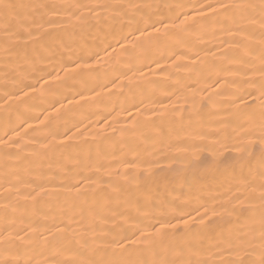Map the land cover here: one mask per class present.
<instances>
[{
  "label": "bare ground",
  "instance_id": "1",
  "mask_svg": "<svg viewBox=\"0 0 264 264\" xmlns=\"http://www.w3.org/2000/svg\"><path fill=\"white\" fill-rule=\"evenodd\" d=\"M192 2L0 0L153 5L119 17L112 8L82 7L71 15L75 9L58 7L60 31H49L36 51L29 44L8 54L0 9V141L7 142L0 144V237H27L37 253L47 241L44 256L62 245L72 249L57 259H98L111 249H93L103 248L107 233L130 231L133 221L127 217L136 216L138 206L140 215L159 220L160 227L176 223L170 216L179 205L185 220L199 216L191 220L192 227L180 225L168 237L179 243L191 240L183 259L208 264L260 259L259 189L244 188L243 178L261 167L264 142L256 134H242L252 126L250 114H258L252 97H244L249 106L242 110L241 101L232 103L249 73L236 41L220 31L228 23H209L206 30L199 22L186 31L170 29L159 41L146 27L163 20L155 25L163 30L181 11L177 5ZM17 11L23 15L30 9ZM52 15L48 11L45 19ZM8 19L15 26L14 14ZM49 27L42 25L43 30ZM134 29L144 35L133 50L132 42L141 35ZM258 39L253 37L252 44ZM48 71L51 77L36 82ZM4 247L0 239V255ZM141 247L133 244L125 255L136 258ZM22 251L33 254L32 249Z\"/></svg>",
  "mask_w": 264,
  "mask_h": 264
},
{
  "label": "snow or ice",
  "instance_id": "2",
  "mask_svg": "<svg viewBox=\"0 0 264 264\" xmlns=\"http://www.w3.org/2000/svg\"><path fill=\"white\" fill-rule=\"evenodd\" d=\"M75 9L71 12V15H75L82 7H87L91 11L93 8H112L118 9L116 17L128 16L130 13L135 15L143 12L146 8H152L150 4L140 3H128V4H114V5H66V6H49L46 4H33V5H16L12 3H0V9L5 14L4 24V45L3 51L8 54L14 47L32 45L33 50L36 51L38 46H44V38L48 35L49 31H60L61 25L56 23V17L59 13L56 9ZM181 9L179 13L172 18L170 24H165L163 30L159 27H155L156 24H163V20L156 21L152 24H147V28L154 29L157 34V40L161 39V33L163 37L169 36L170 29H179L181 31L189 30L196 26L197 22L200 23L202 29H207L209 23L224 25L228 23L227 27H221L220 31L226 34L225 39L236 41L235 48L241 50L239 56L240 62L245 66V71L249 75L241 81L246 87L238 91L232 103L235 104L237 100L241 101V105L238 107L247 108L249 103L244 100L245 96L252 97L251 104L256 105L257 112H252L249 119L252 122V126L244 130L242 134L252 135L256 134L257 139L264 142V0H260L259 4L254 3H238V2H223V0H216L215 3H200L199 0H193L192 3L187 5H177ZM24 8L30 9L21 15L17 9ZM44 10V11H41ZM48 11L53 13L48 19H45V15ZM191 12V16L187 13ZM9 14L15 16V26L12 25L8 19ZM184 16L185 19L181 20L180 17ZM113 17V18H116ZM77 19H83V17H77ZM178 22V23H177ZM48 24L49 30H43L42 25ZM256 25H259L258 29ZM133 31H141L140 29H134ZM128 35H132L129 33ZM144 33L141 31V35L135 37L132 42L133 50L137 44L142 40ZM259 37L256 44H252V38ZM127 39V36L123 37ZM224 42V41H222ZM50 47H55L52 45ZM92 55H98V53H92ZM92 55L87 57L92 58ZM63 68V61H60ZM80 68L77 65L76 69L71 71L75 72ZM65 71H69L65 69ZM51 71L44 72L42 75L36 77V82L43 80L44 76L51 77ZM59 79V77H57ZM19 87L18 85H14ZM27 87V85H24ZM22 91V88H21ZM253 93L257 95L253 97ZM5 95H8L5 92ZM27 95V93H24ZM258 102V103H257ZM243 128V124L240 125ZM6 141H0V144H6ZM243 187L251 188L255 193L256 189H259V195L257 198L260 214V259L258 261L251 260L246 264H264V160L261 161V167L251 174L250 177L243 178ZM178 199V198H177ZM8 207V205H5ZM180 206L176 205L174 213L170 216V219L175 220V224H161L159 220L153 219L149 215H140L139 206L137 207V215L129 216L127 219L132 220L130 231L124 229L121 234L107 233L106 239L103 240V248H95L93 252L104 251L105 253L111 249V254L106 257L94 258L89 257L87 259H57L56 257L63 251H72L68 246H60L56 252L44 256V250L47 247V241L45 242V249L40 252L35 251L34 242L27 241V237H17L15 239L8 237H0L3 240L5 247L3 253L0 255V264H208L207 261H193L191 258L183 259L185 246L189 249L192 248L191 240L185 243H179L176 241L168 240L169 235H174L180 231V225H184L185 229L192 227L191 220L199 219V216L188 220L184 219L187 213L179 212ZM235 209H233L234 211ZM179 212V214H175ZM206 215V213H205ZM9 225H6L8 227ZM44 230H47L46 228ZM37 229H33L36 232ZM65 231V230H61ZM139 233V237H137ZM130 237H136L133 243H128ZM95 239V237H94ZM22 241H27L22 243ZM86 243V241H85ZM133 244L141 245L140 254L136 258L126 256L125 253L133 247ZM22 249H32L33 254L29 255ZM78 255L82 253L78 252ZM37 255L41 256V259H37ZM234 264H245L243 261L234 262Z\"/></svg>",
  "mask_w": 264,
  "mask_h": 264
}]
</instances>
